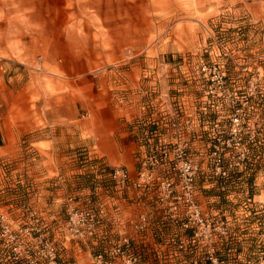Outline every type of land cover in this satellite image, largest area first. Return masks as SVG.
Listing matches in <instances>:
<instances>
[{
  "label": "rangeland",
  "instance_id": "374dc122",
  "mask_svg": "<svg viewBox=\"0 0 264 264\" xmlns=\"http://www.w3.org/2000/svg\"><path fill=\"white\" fill-rule=\"evenodd\" d=\"M0 264H264V0H0Z\"/></svg>",
  "mask_w": 264,
  "mask_h": 264
},
{
  "label": "crops",
  "instance_id": "0c3cea01",
  "mask_svg": "<svg viewBox=\"0 0 264 264\" xmlns=\"http://www.w3.org/2000/svg\"><path fill=\"white\" fill-rule=\"evenodd\" d=\"M110 75L112 77V74ZM115 83L112 81L114 86H116ZM111 87L107 88L106 98H95L90 106H87L86 113L82 114L77 129L79 137L84 138L85 141L86 137H89L90 141L99 145L100 151L113 155L114 152L119 151L118 144L124 140L125 133L119 131L120 122L129 115H136L139 111L132 109V106L119 103L117 92H112Z\"/></svg>",
  "mask_w": 264,
  "mask_h": 264
},
{
  "label": "built area",
  "instance_id": "2783aa9c",
  "mask_svg": "<svg viewBox=\"0 0 264 264\" xmlns=\"http://www.w3.org/2000/svg\"><path fill=\"white\" fill-rule=\"evenodd\" d=\"M111 175L114 178H117L118 176L123 178V180L128 179L129 174L125 169H114Z\"/></svg>",
  "mask_w": 264,
  "mask_h": 264
},
{
  "label": "trees",
  "instance_id": "16d2710c",
  "mask_svg": "<svg viewBox=\"0 0 264 264\" xmlns=\"http://www.w3.org/2000/svg\"><path fill=\"white\" fill-rule=\"evenodd\" d=\"M257 166H260V165L258 164ZM253 179H254L253 177H250V179L248 180V183H249L250 185L253 184ZM253 195H254V193L252 192L250 198H252Z\"/></svg>",
  "mask_w": 264,
  "mask_h": 264
}]
</instances>
